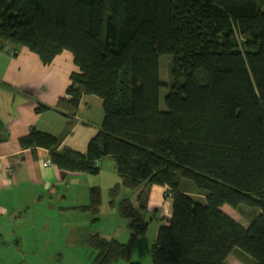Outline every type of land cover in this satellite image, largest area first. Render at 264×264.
I'll use <instances>...</instances> for the list:
<instances>
[{"label": "trees", "instance_id": "trees-1", "mask_svg": "<svg viewBox=\"0 0 264 264\" xmlns=\"http://www.w3.org/2000/svg\"><path fill=\"white\" fill-rule=\"evenodd\" d=\"M8 44L46 64L72 52L81 71L58 107L73 118L83 95L94 94L105 112L85 152L37 129L20 138L23 147L47 148L59 168L91 175L111 158L121 177L111 194L138 191L137 204L123 198L119 208L134 239L148 229L152 185L170 187L172 214L157 230L153 264H230L235 249L264 264V0H0V47ZM162 54L174 56L166 109ZM90 196L97 210L101 188ZM224 204L259 213L246 228ZM90 242L97 264L131 259L116 239L92 234Z\"/></svg>", "mask_w": 264, "mask_h": 264}, {"label": "crops", "instance_id": "crops-1", "mask_svg": "<svg viewBox=\"0 0 264 264\" xmlns=\"http://www.w3.org/2000/svg\"><path fill=\"white\" fill-rule=\"evenodd\" d=\"M80 71L69 50L46 64L27 46L0 47V251L13 247L18 227L33 229L37 223L31 222V210L37 218H44L45 206L65 186L71 189L73 185L76 193L67 195L68 198L76 197L73 200L78 203L88 199L85 188L91 186V174L70 172L52 162L45 165L51 160L49 149L33 150L20 144V138L37 129L62 138L61 148L86 151L89 141L102 127L103 99L84 94L73 118L58 107L61 98L68 97L72 73ZM40 105L48 108L38 110ZM78 180L83 183L80 185ZM127 189L124 197L130 198ZM168 189L154 184L148 193L149 209L156 211V218L160 216V226L172 214L173 199ZM13 260L6 258L3 264H13Z\"/></svg>", "mask_w": 264, "mask_h": 264}, {"label": "rangeland", "instance_id": "rangeland-1", "mask_svg": "<svg viewBox=\"0 0 264 264\" xmlns=\"http://www.w3.org/2000/svg\"><path fill=\"white\" fill-rule=\"evenodd\" d=\"M243 41L244 38H240V44ZM173 58L172 54H162L159 59L161 80L166 83L160 89L162 109H166L165 96L171 90L174 81L171 75ZM100 166V173L91 175V186L85 188L88 195L86 201L78 203L73 200L76 197L68 198L67 195L76 193L73 185L71 189L65 186L59 195L53 196L50 205L47 208L45 206L44 218H37L31 210L29 213L32 217L31 222L37 225L33 229L29 226L18 227L17 240L16 238L12 240L13 247L0 251V264H3L6 258L14 259L13 264H97L98 250L90 242L92 234H99L108 240L116 239L129 246L131 259H121L111 264H153L152 249L160 227V216L156 218L150 213L146 233L134 239L130 220L122 217L119 211L120 203L125 198L126 187L121 186L117 194H111V188L121 181L116 164L106 157ZM78 183L81 185L83 181L78 180ZM93 186L101 188L102 201L97 210L91 207L90 189ZM181 186L190 191L195 200L207 203L206 192L198 189L193 181L184 179ZM127 190H129L127 195L137 204L138 191L132 188ZM78 191L84 192L81 189ZM78 197H83V194H78ZM223 209L246 228L259 213L257 208L248 205L233 208L226 204ZM226 261L230 264H255L254 258L240 249H235Z\"/></svg>", "mask_w": 264, "mask_h": 264}, {"label": "bare ground", "instance_id": "bare-ground-1", "mask_svg": "<svg viewBox=\"0 0 264 264\" xmlns=\"http://www.w3.org/2000/svg\"><path fill=\"white\" fill-rule=\"evenodd\" d=\"M160 77H161V74H160ZM165 186H167L168 188H170L168 185H165ZM184 188V187H183ZM185 189V188H184ZM186 191H187V193L188 194H190L189 192H188V190L187 189H185ZM206 192V191H205ZM192 196V195H191ZM193 197V196H192ZM207 199V198H206ZM226 204H224L223 206H225ZM229 205V204H228ZM223 206L221 207L222 208V210L224 211V209H223ZM231 206V205H230ZM232 207V206H231ZM234 208V207H233ZM225 212V211H224ZM227 213V212H226ZM228 214V213H227ZM229 215V214H228ZM233 218V217H232ZM236 220V219H235ZM237 221V220H236ZM238 222V221H237ZM241 224V223H240ZM243 226V225H242Z\"/></svg>", "mask_w": 264, "mask_h": 264}, {"label": "built area", "instance_id": "built-area-1", "mask_svg": "<svg viewBox=\"0 0 264 264\" xmlns=\"http://www.w3.org/2000/svg\"><path fill=\"white\" fill-rule=\"evenodd\" d=\"M48 164H51V160H48V161L45 162V165H48ZM168 195L170 197H172V192L171 191H168Z\"/></svg>", "mask_w": 264, "mask_h": 264}]
</instances>
